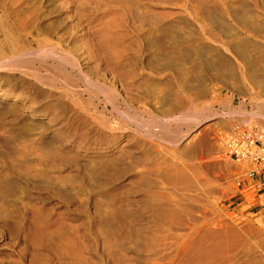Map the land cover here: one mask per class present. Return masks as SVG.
Returning <instances> with one entry per match:
<instances>
[{
  "label": "rangeland",
  "instance_id": "374dc122",
  "mask_svg": "<svg viewBox=\"0 0 264 264\" xmlns=\"http://www.w3.org/2000/svg\"><path fill=\"white\" fill-rule=\"evenodd\" d=\"M263 119L264 0H0V264H264Z\"/></svg>",
  "mask_w": 264,
  "mask_h": 264
},
{
  "label": "built area",
  "instance_id": "2783aa9c",
  "mask_svg": "<svg viewBox=\"0 0 264 264\" xmlns=\"http://www.w3.org/2000/svg\"><path fill=\"white\" fill-rule=\"evenodd\" d=\"M218 140L229 159L246 165L249 176L264 174V130L238 124L224 132Z\"/></svg>",
  "mask_w": 264,
  "mask_h": 264
},
{
  "label": "crops",
  "instance_id": "0c3cea01",
  "mask_svg": "<svg viewBox=\"0 0 264 264\" xmlns=\"http://www.w3.org/2000/svg\"><path fill=\"white\" fill-rule=\"evenodd\" d=\"M257 129L264 130V119L260 122V124L255 126ZM245 186L253 187L252 194L254 196V201L250 203L252 209L255 212L261 213L262 217L264 218V174H258L252 176L251 178H247L244 181ZM244 202L249 203L247 198L244 197Z\"/></svg>",
  "mask_w": 264,
  "mask_h": 264
},
{
  "label": "bare ground",
  "instance_id": "6f19581e",
  "mask_svg": "<svg viewBox=\"0 0 264 264\" xmlns=\"http://www.w3.org/2000/svg\"><path fill=\"white\" fill-rule=\"evenodd\" d=\"M20 61V60H19Z\"/></svg>",
  "mask_w": 264,
  "mask_h": 264
}]
</instances>
